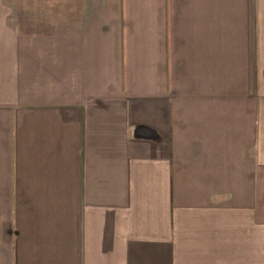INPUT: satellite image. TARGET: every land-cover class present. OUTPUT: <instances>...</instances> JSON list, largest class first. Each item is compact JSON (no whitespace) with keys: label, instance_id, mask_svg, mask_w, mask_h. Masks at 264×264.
<instances>
[{"label":"crops","instance_id":"0c3cea01","mask_svg":"<svg viewBox=\"0 0 264 264\" xmlns=\"http://www.w3.org/2000/svg\"><path fill=\"white\" fill-rule=\"evenodd\" d=\"M0 264H264V0H0Z\"/></svg>","mask_w":264,"mask_h":264}]
</instances>
